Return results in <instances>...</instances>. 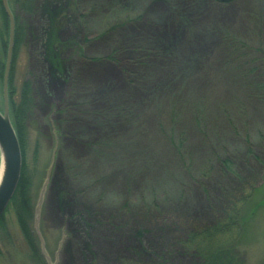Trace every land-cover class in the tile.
Listing matches in <instances>:
<instances>
[{
  "label": "rangeland",
  "instance_id": "374dc122",
  "mask_svg": "<svg viewBox=\"0 0 264 264\" xmlns=\"http://www.w3.org/2000/svg\"><path fill=\"white\" fill-rule=\"evenodd\" d=\"M7 5L8 116L16 132L27 96L16 136L38 251L10 201L0 264H201L203 230L229 215L260 264L264 0ZM9 29L0 0V111Z\"/></svg>",
  "mask_w": 264,
  "mask_h": 264
},
{
  "label": "trees",
  "instance_id": "16d2710c",
  "mask_svg": "<svg viewBox=\"0 0 264 264\" xmlns=\"http://www.w3.org/2000/svg\"><path fill=\"white\" fill-rule=\"evenodd\" d=\"M15 42V40H14ZM12 91V90H11ZM23 103L20 107L16 108L13 111V119L14 126L16 132L19 137L20 145H21V136L23 130V118L26 110L25 102L27 100V96H23ZM22 166V173L20 175V179L18 181L16 190L11 198V202L14 204V208L16 210V216L18 218L19 226L24 231L26 235H29L33 239V234L31 232V228L29 225V220L31 218L32 206H31V196L28 189V183L24 178ZM0 217V222H1ZM239 218L236 220L235 218H231V215L226 219L225 217L222 219H218L214 224H212L208 229L203 230L200 238V244L206 243V246L203 248H197V255L201 258V264H248L245 260V256L241 249L238 247V242L236 238H232L228 235L229 229H236V225L239 224ZM224 237H220L223 236ZM194 237L193 241L195 240ZM227 238L229 240H227ZM30 238L31 246L34 251H38L36 240H32ZM197 242V241H195ZM135 264V263H134ZM260 264H264V256L262 257V261Z\"/></svg>",
  "mask_w": 264,
  "mask_h": 264
},
{
  "label": "water",
  "instance_id": "95a60500",
  "mask_svg": "<svg viewBox=\"0 0 264 264\" xmlns=\"http://www.w3.org/2000/svg\"><path fill=\"white\" fill-rule=\"evenodd\" d=\"M229 2L231 0H217ZM9 20L8 49L3 74L2 93L3 110L0 111V216L6 209L16 189L21 169V152L18 139L8 116L7 107V75L10 65L13 43V17L8 8L7 0H1Z\"/></svg>",
  "mask_w": 264,
  "mask_h": 264
}]
</instances>
